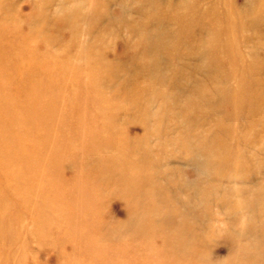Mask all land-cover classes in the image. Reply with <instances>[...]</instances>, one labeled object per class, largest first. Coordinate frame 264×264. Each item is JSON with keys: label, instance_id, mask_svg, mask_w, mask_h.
<instances>
[{"label": "rangeland", "instance_id": "rangeland-1", "mask_svg": "<svg viewBox=\"0 0 264 264\" xmlns=\"http://www.w3.org/2000/svg\"><path fill=\"white\" fill-rule=\"evenodd\" d=\"M0 264H264V0H0Z\"/></svg>", "mask_w": 264, "mask_h": 264}, {"label": "bare ground", "instance_id": "bare-ground-1", "mask_svg": "<svg viewBox=\"0 0 264 264\" xmlns=\"http://www.w3.org/2000/svg\"><path fill=\"white\" fill-rule=\"evenodd\" d=\"M91 17H92V16H91ZM88 18H89V17H88ZM158 221H159V222H157V221H156L158 224H160V222H161V224H163V223H164V221H166V220L159 219ZM184 227H185V226H184ZM185 229H186L187 233H189V230H188V228H186V227H185ZM167 242H168V240H167Z\"/></svg>", "mask_w": 264, "mask_h": 264}]
</instances>
